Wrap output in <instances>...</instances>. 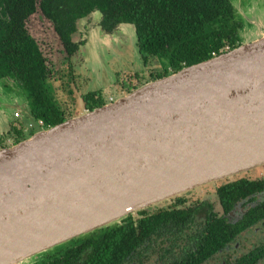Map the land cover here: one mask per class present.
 <instances>
[{
  "label": "water",
  "instance_id": "95a60500",
  "mask_svg": "<svg viewBox=\"0 0 264 264\" xmlns=\"http://www.w3.org/2000/svg\"><path fill=\"white\" fill-rule=\"evenodd\" d=\"M264 166V36L0 149V264Z\"/></svg>",
  "mask_w": 264,
  "mask_h": 264
},
{
  "label": "flooded vegetation",
  "instance_id": "af4514ba",
  "mask_svg": "<svg viewBox=\"0 0 264 264\" xmlns=\"http://www.w3.org/2000/svg\"><path fill=\"white\" fill-rule=\"evenodd\" d=\"M39 10L44 18L51 22L68 59L73 60L77 59L76 54H84L82 46L87 44L86 40L79 43L74 41V37L79 33L81 36L85 35L83 31L87 28V26L85 27L86 22L88 23L95 18L96 25L101 29L103 36L110 37H114L120 32L122 25H119L112 32H107L101 25V13L93 12L77 23L76 32L71 35V40L79 47L70 54L61 32L39 6L34 13L23 20L24 30L35 41L41 58L45 60L52 95L55 96L62 111L65 112V119L69 120L72 114H67L58 100L57 92L53 86V83L58 79L50 68L51 62L31 34L30 29L27 28L29 19ZM8 14V6L5 3L2 6L0 2V31L7 28ZM251 25L254 28L257 27L252 22ZM82 26L85 28L83 31ZM77 60L82 67L89 63L83 57ZM71 63L72 66H78L73 64V61ZM72 69L71 67L70 73L74 74ZM74 77L78 82V76L74 74ZM73 92V89L69 91L71 97L75 95ZM79 93L81 104L83 103L84 110L88 111L85 103L87 94L82 90ZM102 96L107 102L106 104H109L108 95ZM114 98H111L110 102L114 101ZM1 100H3V104H1ZM0 104L2 106L0 137L8 133L12 126L18 127L23 132V138L31 134L34 135L37 129L51 127L46 125L43 120L36 119L31 115L26 94L16 86L10 76L0 81ZM16 113H19L17 118L15 117ZM12 143V139L5 140L7 145L5 148L12 146ZM243 181L254 183V191L247 196H237L233 204L228 207L221 199L219 191L231 184ZM214 185L215 200L209 198L191 200L189 198L192 192L202 187ZM178 199L184 200V203H178ZM141 211H146L150 216H153L152 221L140 225V221L145 220L139 217ZM141 211L128 215L132 219H127L128 216H126L118 222L97 229L99 231L72 239L31 257L23 264H264V166L200 186ZM183 211H191L192 213L184 215L181 213ZM159 212L171 215L158 218L155 215ZM130 224H133V227ZM119 228L136 229V231L134 233L117 232L116 230Z\"/></svg>",
  "mask_w": 264,
  "mask_h": 264
},
{
  "label": "trees",
  "instance_id": "16d2710c",
  "mask_svg": "<svg viewBox=\"0 0 264 264\" xmlns=\"http://www.w3.org/2000/svg\"><path fill=\"white\" fill-rule=\"evenodd\" d=\"M0 2L2 6L5 3L9 10L7 28L0 31V81L10 76L16 86L26 94L31 115L51 127L65 122L66 114L52 95L45 60L41 58L38 46L27 35L23 26V20L34 13L38 6L47 18L55 23L70 54L79 47L71 40V35L76 32L77 23L93 12L101 13V25L107 32L114 31L119 25L133 26L142 70L155 66L149 83L178 73L186 67L208 61L214 58L215 53L219 56L226 52L227 47L229 51L240 47L246 41L243 37L246 29H254L250 22L251 18L245 10L247 0H2ZM85 101L89 112L107 103L101 92L87 94ZM26 138H23V132L18 127L12 126L8 133L0 137V149L7 146L5 140L12 139L13 146ZM254 186V183L247 181L231 184L222 188L219 195L229 207L237 196H247L253 192ZM181 202L184 203V200L178 199V203ZM181 213L188 215L192 212ZM170 215L159 212L155 216L162 218ZM139 217L145 219L140 221V225L147 224L153 219V216L146 211L139 212ZM128 218L132 219L131 216ZM130 225L133 227V224ZM116 231L134 233L136 229L119 228Z\"/></svg>",
  "mask_w": 264,
  "mask_h": 264
},
{
  "label": "rangeland",
  "instance_id": "374dc122",
  "mask_svg": "<svg viewBox=\"0 0 264 264\" xmlns=\"http://www.w3.org/2000/svg\"><path fill=\"white\" fill-rule=\"evenodd\" d=\"M251 4L252 6L250 5V7L245 9L248 14L251 13L253 16H256L257 12L260 11L264 15V0L252 1ZM252 21L257 24V27L246 29L243 35L246 38L245 43L264 36V20ZM86 23V29L83 26L81 27L82 31L85 29L83 31L85 35L81 36L79 33L74 37V41L76 42L81 43L83 42L82 40H86L87 42L85 46H82L84 54L75 55L77 59L83 57L87 62L89 61L86 65L84 64V67L79 64L77 59H68L51 22L44 18L40 10L27 23V28L30 29L31 34H33V37L38 41L51 62L50 68L58 79L53 83L58 95L57 98L65 108L67 114H72L70 119L80 117L89 112L84 110V104H81L79 91L82 90L86 94L97 92H101L102 95L106 94L109 99L108 103L111 104V98L115 97L114 100L117 101L137 90L135 87L141 88L147 84L146 82L152 79L155 68V66H152L145 70H140L142 69V63L136 47L133 26L122 25L121 31L114 37H110L103 36L101 29L96 25L97 21L95 18ZM71 60L73 64L78 66H72ZM71 67L74 70L75 76L77 75L79 78L78 82L74 74L70 73ZM132 88L135 89L129 93ZM72 89L74 90L73 93H75L74 97H71L69 94V91ZM1 104L3 103L1 102ZM78 109L80 110L78 111ZM38 131L39 129H37ZM214 189L215 185L202 187L192 192L189 198L191 200L204 198L215 200Z\"/></svg>",
  "mask_w": 264,
  "mask_h": 264
},
{
  "label": "crops",
  "instance_id": "0c3cea01",
  "mask_svg": "<svg viewBox=\"0 0 264 264\" xmlns=\"http://www.w3.org/2000/svg\"><path fill=\"white\" fill-rule=\"evenodd\" d=\"M252 1H258V0H247V4H246V7H250V5L252 6L251 2ZM241 9V7H239ZM240 11H243V10H240ZM248 16H250V21L253 23L252 20H257V21H261V20H264V15L262 12L258 11L256 16H253L251 13L248 14ZM262 23V22H261ZM253 24H256V23H253ZM257 25V24H256ZM1 102H3V100H1Z\"/></svg>",
  "mask_w": 264,
  "mask_h": 264
},
{
  "label": "built area",
  "instance_id": "2783aa9c",
  "mask_svg": "<svg viewBox=\"0 0 264 264\" xmlns=\"http://www.w3.org/2000/svg\"><path fill=\"white\" fill-rule=\"evenodd\" d=\"M225 51H226V52H229V48L227 47V48L225 49ZM226 52H225V53H226ZM213 56H214V57H217V54L215 53V54H213ZM112 102H115V100L112 101ZM112 102H110V103H112ZM18 116H19V113H16V114H15V117L17 118ZM41 129H43V128H41Z\"/></svg>",
  "mask_w": 264,
  "mask_h": 264
}]
</instances>
